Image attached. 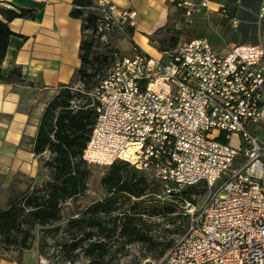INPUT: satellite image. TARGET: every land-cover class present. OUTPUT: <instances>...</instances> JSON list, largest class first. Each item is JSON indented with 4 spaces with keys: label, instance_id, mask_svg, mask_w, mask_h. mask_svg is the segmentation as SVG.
I'll return each mask as SVG.
<instances>
[{
    "label": "built area",
    "instance_id": "2783aa9c",
    "mask_svg": "<svg viewBox=\"0 0 264 264\" xmlns=\"http://www.w3.org/2000/svg\"><path fill=\"white\" fill-rule=\"evenodd\" d=\"M177 7L190 16V4ZM87 10L101 17V43L135 27L134 11H114L107 0ZM255 20L264 21V0ZM90 96L96 118L81 156L86 165L127 163L166 198L204 189L202 202L184 201L182 235L141 264H264V44L220 55L200 38L160 57L135 51ZM37 263L47 264L40 256Z\"/></svg>",
    "mask_w": 264,
    "mask_h": 264
},
{
    "label": "trees",
    "instance_id": "16d2710c",
    "mask_svg": "<svg viewBox=\"0 0 264 264\" xmlns=\"http://www.w3.org/2000/svg\"><path fill=\"white\" fill-rule=\"evenodd\" d=\"M94 1L72 2L70 16L80 19L82 23L79 47L81 66L71 82L61 85L47 104L33 140L32 153L48 170L49 179L40 186L11 197L8 207L0 210V246L4 251L31 249L33 232L38 227L40 254L47 246L49 236L62 233L68 240L57 247L65 262H73L80 252L90 264H105L104 260L111 254L114 242L121 241L122 246L140 243L148 246L149 251L156 249L152 235L144 227L143 216L161 218L175 213L174 205L167 203L159 206L143 200V197L154 193L155 188L160 191L158 183L129 164L117 162L108 167V173L102 179L106 197L69 219L63 227L56 226L61 221L62 204L82 196L87 190L89 171L81 156L96 118L90 93L98 84L92 83L91 79L106 67L109 59V52L99 54L94 51L99 42L96 32L102 21L96 13L87 10ZM224 10L227 14V9ZM0 18V82H22L19 69H13L7 76H3L1 71L9 40L14 35L9 22L19 18L34 20L36 11L0 5ZM132 31L129 29L127 33L129 38ZM160 31L155 33L151 42L155 41L154 37ZM177 45L178 42L174 41L160 52H170ZM77 86H81V89ZM45 153L48 154L47 159L42 158ZM198 191L201 192L195 187L186 188L173 194L170 199L194 203L192 196ZM169 246L170 243L159 249L156 259Z\"/></svg>",
    "mask_w": 264,
    "mask_h": 264
},
{
    "label": "crops",
    "instance_id": "0c3cea01",
    "mask_svg": "<svg viewBox=\"0 0 264 264\" xmlns=\"http://www.w3.org/2000/svg\"><path fill=\"white\" fill-rule=\"evenodd\" d=\"M107 1L114 11L132 10L136 13L130 45L127 50L123 47L122 50L128 52L134 47L133 50L137 49L152 57L162 55L157 51V41L151 42L157 31H165L169 27L180 31L183 24L190 22L191 13H194L193 17L200 14L208 16L209 11L217 12L223 6L208 1L206 8L199 5L194 10L193 3L188 0ZM241 1L242 11H252V4ZM72 2L0 0L2 6L36 11L34 20L19 18L9 22L14 35L9 40L1 64L3 76L13 69H19L23 81L0 82V210L8 207L13 195L40 186L49 179L48 170L41 166L39 157L32 153V146L47 104L61 85L71 82L81 66L79 47L82 23L80 19L70 16ZM179 3L192 6L189 8L190 16L186 15L185 9L177 7ZM221 13L226 18L225 10ZM229 22L233 28L239 23L234 27L231 19ZM42 158L47 159L48 154H43ZM26 252H31L28 257H25ZM38 256L35 245L30 250L4 251L0 264H37L35 257Z\"/></svg>",
    "mask_w": 264,
    "mask_h": 264
},
{
    "label": "rangeland",
    "instance_id": "374dc122",
    "mask_svg": "<svg viewBox=\"0 0 264 264\" xmlns=\"http://www.w3.org/2000/svg\"><path fill=\"white\" fill-rule=\"evenodd\" d=\"M188 1L193 3V9L195 10L202 0ZM208 1L223 6L222 8H218L217 12L209 11L208 16L200 14L199 16L193 17L194 13H191L192 16L188 19L190 22L183 24L180 31H176L171 27L167 28L165 31L161 30L154 37V39L157 40V51L160 52L162 49L169 47L174 41L185 43L200 38L207 39L215 49V52L220 55H226L228 47L233 45L255 43L264 44V21L256 22L255 20L259 5V3L258 5L256 4L257 0H243L248 4H252L253 8L252 11L249 10L250 12L242 11L240 8L241 0ZM223 8H226L228 11L226 18L221 16L223 15L221 13ZM231 17L235 18L237 23L239 21L236 28H233L229 22ZM184 21H186V17L184 18ZM128 32L129 29H127V32L124 34L120 33L118 30H114L108 35L106 43H101L99 41L95 45L94 51L99 54L109 52V59L106 67L100 73H96L95 77L91 79L92 83L98 84L100 80L107 76L116 61L123 57H130L135 51H137L133 50L134 47L128 52L122 50V47L127 50L130 45L129 36L126 35ZM179 35L182 37L181 39L179 38ZM154 55L157 56L156 54ZM76 88L81 89V86H77ZM87 169L89 171V177L86 192L82 196L73 200H68L62 204L61 221L57 223L56 226L63 227L69 219L77 217L88 206L106 197V191L102 186V179L107 175L108 167L87 165ZM198 189L201 192L198 191L199 193L193 195L192 198L195 202L200 203L205 198V193L203 188ZM17 195L18 194H15L12 197ZM142 199L151 201L150 203L158 204L159 206L169 203L176 207L174 214L165 217L150 218L143 216L145 223L144 227L152 235V239L157 245V248L149 251L148 246L140 243L122 246L121 241L114 242L111 245V254L104 260L105 264H141L145 260H155L159 249L164 248L168 243H170V246L173 245L184 232L187 224V219L184 214V202L181 203L162 196L157 188H155L154 193L148 194ZM37 229L33 232L34 239L32 247L33 245L37 246L38 255L44 258L47 264H90L88 259L80 252L78 254L76 253L78 256L73 258V262L67 263L63 260L57 246L62 245L68 239L62 233L49 236L46 242L47 246L44 247L43 253L40 254L38 248L40 234ZM30 253L31 252H26L25 257H28ZM3 255L4 250L2 249V246H0V257H3ZM35 259L37 263L38 258L35 257Z\"/></svg>",
    "mask_w": 264,
    "mask_h": 264
}]
</instances>
